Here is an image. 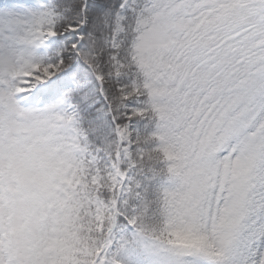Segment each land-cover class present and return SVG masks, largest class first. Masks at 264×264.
<instances>
[{
  "label": "snow or ice",
  "instance_id": "6c2138e0",
  "mask_svg": "<svg viewBox=\"0 0 264 264\" xmlns=\"http://www.w3.org/2000/svg\"><path fill=\"white\" fill-rule=\"evenodd\" d=\"M0 264H264V0H0Z\"/></svg>",
  "mask_w": 264,
  "mask_h": 264
}]
</instances>
